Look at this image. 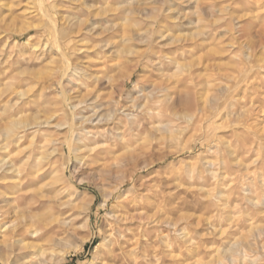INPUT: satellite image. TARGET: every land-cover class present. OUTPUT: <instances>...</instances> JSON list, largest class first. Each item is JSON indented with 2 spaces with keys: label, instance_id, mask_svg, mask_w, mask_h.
<instances>
[{
  "label": "rangeland",
  "instance_id": "obj_1",
  "mask_svg": "<svg viewBox=\"0 0 264 264\" xmlns=\"http://www.w3.org/2000/svg\"><path fill=\"white\" fill-rule=\"evenodd\" d=\"M104 1L45 0L48 21L40 0H0V145L21 136L0 170L42 167L49 214L73 217L56 264L106 263L118 197L149 187L142 264H264V0ZM95 111L108 121L82 127L109 152L79 162L66 142Z\"/></svg>",
  "mask_w": 264,
  "mask_h": 264
},
{
  "label": "bare ground",
  "instance_id": "obj_2",
  "mask_svg": "<svg viewBox=\"0 0 264 264\" xmlns=\"http://www.w3.org/2000/svg\"><path fill=\"white\" fill-rule=\"evenodd\" d=\"M257 1L259 0H245L248 5L254 4L255 2L257 3ZM104 2H107V0ZM88 4L89 3L86 2L84 6L88 8ZM38 6L42 13L48 16V21H52L51 13L45 0H40ZM58 28L56 29L55 26L52 27V33L55 37L61 35L60 32L63 30L62 28ZM57 50L63 54L61 46L58 45ZM153 92L154 91H150L149 93L142 94L141 102L138 105H132V107L135 109L138 107L143 108L149 102ZM95 113L96 111L93 113L94 117H87V115L79 117L81 120L76 123L77 126L72 130L80 129L83 133L81 134L83 137L82 139H77L76 145L73 147L68 141L66 142L69 154L68 157L74 154L76 160L82 162V159L86 156L90 157L92 155L95 158H102V155L109 152L104 148L94 145L98 142L97 137L101 130L94 132L93 130H90L92 128L88 129L82 127V125L93 127L103 121H108V114H100V112ZM133 115L129 112L126 113L128 119L133 118ZM94 121H96L95 124H93ZM44 123L47 124L48 122L35 123L34 126L38 127ZM153 127L156 129L160 128L156 126ZM9 132H12V130L9 129ZM18 134L19 132H16L11 134L10 137H6V142H2L0 149L6 147L7 142L15 144L19 142L21 136ZM84 139H86L87 143H83L82 147L78 146L77 144L82 143ZM82 148L86 149V156L85 154H79ZM51 171L52 170L49 172ZM45 173L42 171V167L21 169L20 166H14L11 162L7 163V166L0 170V181L2 182L3 187L7 189V192L5 193L1 190L0 196H5L4 194L10 195V193L13 195L12 197L8 196L0 200V257L3 260L8 261L9 264H56L60 255H62L61 250H56V247L59 246L63 240L62 234L72 228L71 222L73 217L67 214L68 212L65 214L60 212L57 217L49 214V209L52 208V204L56 203L52 202V199H55L56 197V193H46V190L43 192L44 189L42 190V184H38L43 177H46ZM46 179L45 181H47ZM52 180H48L50 182L49 190L50 188L53 189V183H51L53 182ZM131 190L133 189L131 188ZM110 194V191H105L104 197H107ZM131 195L132 196L129 197L127 201H123L124 198H127V195H124L122 199V196L118 197V201L122 205V211L121 213L113 214L116 224L114 231L116 232L113 239H110L109 244L106 246V251L103 253L106 263L102 264H112L119 260H127L130 264H142L140 258H142L144 252L143 245L146 243L144 237L151 236L150 234L157 229L155 227L156 223L150 217L152 216L150 213L160 206V202L156 199L158 195L157 192L154 191L152 187H149L147 193H131ZM57 204L61 207H72V204L68 199L60 201ZM102 243L103 242H100L99 245ZM137 248L141 250V254L136 251Z\"/></svg>",
  "mask_w": 264,
  "mask_h": 264
}]
</instances>
